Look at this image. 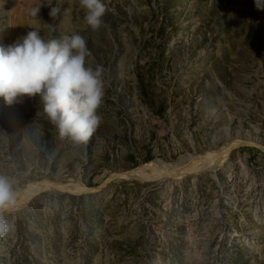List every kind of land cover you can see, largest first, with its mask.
<instances>
[{"label":"rangeland","instance_id":"1","mask_svg":"<svg viewBox=\"0 0 264 264\" xmlns=\"http://www.w3.org/2000/svg\"><path fill=\"white\" fill-rule=\"evenodd\" d=\"M45 3L0 0V47L82 35L104 68L102 122L75 146L39 97L0 98V175L17 193L0 264H264L258 0H103L97 31L79 0L28 14Z\"/></svg>","mask_w":264,"mask_h":264},{"label":"clouds","instance_id":"2","mask_svg":"<svg viewBox=\"0 0 264 264\" xmlns=\"http://www.w3.org/2000/svg\"><path fill=\"white\" fill-rule=\"evenodd\" d=\"M55 3V6L53 4ZM62 0H47L34 6L28 14L38 17L43 6L50 8L52 18L59 16ZM83 19L97 31L107 11L103 0H79ZM258 8L264 3L258 0ZM54 33L55 28L48 25ZM87 41L79 33L59 38L44 36L37 30L7 48L0 47V98L8 106L25 97H39L43 115L54 127L58 138L75 146H86L102 122L98 110L105 96L104 68L93 66ZM14 180L0 175V235L9 230L3 218L17 203Z\"/></svg>","mask_w":264,"mask_h":264},{"label":"bare ground","instance_id":"3","mask_svg":"<svg viewBox=\"0 0 264 264\" xmlns=\"http://www.w3.org/2000/svg\"><path fill=\"white\" fill-rule=\"evenodd\" d=\"M155 168H156V169H159V166L157 165V166H155Z\"/></svg>","mask_w":264,"mask_h":264}]
</instances>
